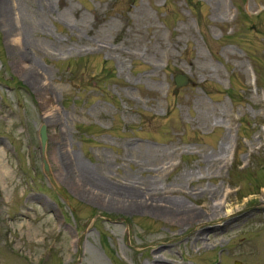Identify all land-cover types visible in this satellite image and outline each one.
Listing matches in <instances>:
<instances>
[{
  "label": "rangeland",
  "instance_id": "1",
  "mask_svg": "<svg viewBox=\"0 0 264 264\" xmlns=\"http://www.w3.org/2000/svg\"><path fill=\"white\" fill-rule=\"evenodd\" d=\"M76 160L211 217L104 205ZM235 262L264 264V0H0V264Z\"/></svg>",
  "mask_w": 264,
  "mask_h": 264
},
{
  "label": "bare ground",
  "instance_id": "2",
  "mask_svg": "<svg viewBox=\"0 0 264 264\" xmlns=\"http://www.w3.org/2000/svg\"><path fill=\"white\" fill-rule=\"evenodd\" d=\"M47 1V0H46ZM49 1V0H48ZM3 12L6 13L5 6L3 7ZM4 13V15H5ZM21 52L16 53L17 58L20 57ZM19 61V60H18ZM18 61H16V64H18ZM33 67L28 68L26 66H22L21 70H23V74L28 77L32 82L36 83L38 82V86L40 87L41 84H43V81L38 80L36 77V72L35 69H32ZM45 86H42V89L44 90ZM79 161L76 160V171H73L75 176H72L70 178V182H72V185L74 189L78 190H88V191H93L97 192V195L99 198H101L103 195L105 198H103V203L104 205L106 204L107 206L110 207H115V208H123L126 210H147L150 209L153 213L157 214H165L169 216H174V218L182 225L184 223H193V222H203L205 220H209L211 217V213L209 212H196V211H190V210H185L182 208V205H179L180 203L169 198L168 196H163L161 195L160 189H157L155 186L156 182L152 183H147L148 181H144L140 184H147L146 189L149 190L151 194V200L146 201L141 198L139 195V190L141 189L139 187V183L132 181V177H129L128 179H125L124 182H111V180H107L102 177L101 173H97L94 171H89L88 169L82 167L80 164H78ZM74 170V169H73ZM86 173V175H83ZM89 175L91 178H97L103 185L99 187V185L93 184L86 176ZM66 179H69V176H66ZM105 180V181H104ZM109 186V188H107ZM174 186H178L177 184H174ZM76 187V188H75ZM169 188L166 189V192L171 193V191H179L178 188ZM108 189V190H106ZM160 191V192H159ZM113 192V193H112ZM161 197L165 198V205H160L157 203L161 199ZM144 198V196H143ZM97 201V200H96ZM98 202V201H97ZM100 203V202H99ZM180 208H182L180 210Z\"/></svg>",
  "mask_w": 264,
  "mask_h": 264
},
{
  "label": "water",
  "instance_id": "3",
  "mask_svg": "<svg viewBox=\"0 0 264 264\" xmlns=\"http://www.w3.org/2000/svg\"><path fill=\"white\" fill-rule=\"evenodd\" d=\"M187 82L185 76H176L175 83L176 85H182ZM38 138H39V145H40V154H41V162H42V170L46 175L49 183L52 185L54 191L58 193V195H62L65 197L63 190L58 186L56 183L53 174L50 170L49 163L46 157V140H47V133L45 125H41L38 129ZM235 264H239V262H235Z\"/></svg>",
  "mask_w": 264,
  "mask_h": 264
}]
</instances>
